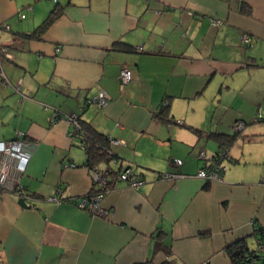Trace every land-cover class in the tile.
<instances>
[{
	"label": "crops",
	"instance_id": "0c3cea01",
	"mask_svg": "<svg viewBox=\"0 0 264 264\" xmlns=\"http://www.w3.org/2000/svg\"><path fill=\"white\" fill-rule=\"evenodd\" d=\"M244 1L247 13L241 0H0V24L10 26L0 28L9 81L0 84V141L19 132L31 151L20 178L26 206L0 188V264H158L159 240L178 264H231L228 243L246 237L255 248L264 155L252 161L232 142L221 180L196 176L221 149L210 133L232 134L227 125L239 120L235 140L262 134L249 127L264 103V0ZM55 6L58 15L38 37L22 34ZM122 67L131 79L121 87ZM101 89L104 106L84 104ZM162 100L168 110L159 116ZM218 106L231 109V119L207 126L206 112L218 117ZM71 114L120 140L113 167L129 165L144 179L138 188L118 181L108 189L99 202L104 215L78 203L97 187L79 137L69 134ZM165 171L181 176L159 179ZM57 190L60 200H51Z\"/></svg>",
	"mask_w": 264,
	"mask_h": 264
},
{
	"label": "built area",
	"instance_id": "2783aa9c",
	"mask_svg": "<svg viewBox=\"0 0 264 264\" xmlns=\"http://www.w3.org/2000/svg\"><path fill=\"white\" fill-rule=\"evenodd\" d=\"M54 2L58 0H52ZM19 17H24V14H20ZM222 21L219 19L211 18L210 24L217 26ZM0 28L8 30L10 26L6 23H1ZM241 42L243 44L250 43V37L247 33H241L240 35ZM4 47L0 44V57L5 55ZM60 50V45H56L55 51ZM0 78L1 83L6 85L9 83L5 74L0 65ZM131 79V70L128 67H122L119 71V81L121 87L127 83ZM19 83L15 87L17 90L19 88ZM108 94L104 90H99L96 95L92 96L87 100L88 104L95 105L97 107L104 106L108 101ZM56 117V113L54 114L53 118ZM53 118H51L53 120ZM67 120L69 124L72 126V129L69 131L71 136H74L75 129L78 128V124L76 121V114H71L67 116ZM179 122V120H176ZM244 126L242 121H237L233 124L234 130L239 131ZM21 133L17 132L16 138L9 139V140H2L0 141V188L5 187L12 190L15 194L19 197L24 196V188L20 183V178L25 171L27 162L29 160L31 151L29 149L30 144L28 141L20 138L19 135ZM81 147L84 149L85 141L79 140L78 142ZM109 143L111 146L117 145L120 143V140L115 138L109 137ZM227 148L219 149L218 153L211 155L208 157V163L206 166L200 167L196 171V176L206 179L207 181H215L221 180V173L226 168L223 161L228 159V155L226 153ZM111 152V150H110ZM200 156L204 158V151L200 152ZM109 163L106 162H99L93 164L88 167L92 184L97 187L96 192L88 193L84 195L79 201V205L86 208L93 214L104 215L106 212L100 206V199L102 195L110 188L115 187L118 181H124L126 184L133 188H138L143 182L144 179L137 175L130 167H123L119 169L114 176L109 173V169L111 170L112 166L116 165V158L109 157ZM173 163L176 165H180L182 160L179 158L173 159ZM73 165L72 163H70ZM181 176L179 173L173 171H165L159 172L158 178L162 180H170ZM60 193L59 190L56 191L54 195L50 197L51 200L59 201L58 194Z\"/></svg>",
	"mask_w": 264,
	"mask_h": 264
},
{
	"label": "trees",
	"instance_id": "16d2710c",
	"mask_svg": "<svg viewBox=\"0 0 264 264\" xmlns=\"http://www.w3.org/2000/svg\"><path fill=\"white\" fill-rule=\"evenodd\" d=\"M247 7L248 4L244 0H241L242 12L247 13L248 12ZM58 13H59L58 7L57 6L53 7L49 15L44 20H42L41 23L38 24L31 32L22 33V34L26 37H38L54 20V18L58 15ZM125 48H127L126 45ZM163 101L164 100H162V102L159 104L157 110L159 116H164L168 110V102L167 101L163 102ZM84 104L85 105L88 104L87 100L84 102ZM254 120L260 121V120H264V118L256 117ZM76 121L78 124V128L75 129L74 135L79 137V140L82 139L85 141L84 149L81 147L79 143L78 146L81 147L86 154V159H85L86 166L89 167L99 162L109 163L108 161L109 157L113 156L116 158L117 154L114 153L112 146L109 143V137L107 135L98 131L89 121L81 119L78 114H76ZM168 121L169 122L175 121L179 124L181 123L180 121L179 122L176 121V119L175 120L169 119ZM237 121L239 120H236L235 122ZM187 126L191 128L195 133L200 132L198 128L192 127L190 125ZM239 135H240V130L239 131L233 130L232 134H227L223 132H214V133H210L209 137L214 138L217 142H219L220 148L222 149L228 147L232 142H234L235 138ZM125 167L131 168V166L129 165ZM118 170L112 166L111 170L109 169V173L112 176H114ZM251 234L254 237L256 243L255 248L249 247L246 237H240L228 243L224 247L225 253L229 257L231 264H264V226L253 225ZM155 248L157 249V251L158 249H160L165 255V259H163L158 264H178L176 259L171 256L168 247H165L164 243L162 244L160 240L156 242ZM149 263L151 262L146 261V262L132 263V264H149Z\"/></svg>",
	"mask_w": 264,
	"mask_h": 264
},
{
	"label": "rangeland",
	"instance_id": "374dc122",
	"mask_svg": "<svg viewBox=\"0 0 264 264\" xmlns=\"http://www.w3.org/2000/svg\"><path fill=\"white\" fill-rule=\"evenodd\" d=\"M253 77L254 75H250L247 79V82H249V84L253 83ZM0 84H1V78H0ZM7 85V84H6ZM250 87V85H249ZM229 101V98H225V101ZM262 107V113H257L256 111V117H260V116H264V103H262L261 105ZM218 111L220 112L218 117H215L217 113H212L211 110L206 111H202L203 113H207V119L209 120V122L207 123V126H213L214 124V120L213 122L211 121L212 119H218L219 117L223 116V122L224 124H227V122L231 119V109H227V108H223L222 110L219 109L218 106ZM260 112V111H259ZM251 118H253L254 116H250ZM233 122L230 123V125L227 127H229L232 131L233 129ZM260 124V125H259ZM250 129H260V132L262 134H257V135H249V136H245L244 139L242 138H237L232 146H233V150L239 151L240 155L242 153L245 154V156H247L246 158L254 161L255 158H257L260 155H264V122H253L252 125H250L249 130ZM262 130V131H261Z\"/></svg>",
	"mask_w": 264,
	"mask_h": 264
},
{
	"label": "water",
	"instance_id": "95a60500",
	"mask_svg": "<svg viewBox=\"0 0 264 264\" xmlns=\"http://www.w3.org/2000/svg\"><path fill=\"white\" fill-rule=\"evenodd\" d=\"M86 100H88V99H86ZM218 151H219V150H218ZM218 151H215L213 154L218 153ZM226 153H227V150H226ZM213 154H212V155H213ZM18 203H19L20 205H22V206H26V203H25V200H24L23 197H19V198H18ZM149 264H153V263H149Z\"/></svg>",
	"mask_w": 264,
	"mask_h": 264
}]
</instances>
